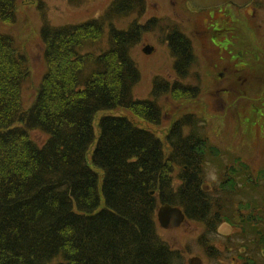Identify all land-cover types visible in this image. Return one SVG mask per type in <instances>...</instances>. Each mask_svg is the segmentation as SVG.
Returning a JSON list of instances; mask_svg holds the SVG:
<instances>
[{
  "label": "trees",
  "instance_id": "16d2710c",
  "mask_svg": "<svg viewBox=\"0 0 264 264\" xmlns=\"http://www.w3.org/2000/svg\"><path fill=\"white\" fill-rule=\"evenodd\" d=\"M16 1L0 0L1 22H15ZM145 11V0H112L102 15L85 22L43 21L45 73L27 108L21 93L27 58L10 35L0 33V264H172L174 253L157 234L155 212L159 204H177L173 171L179 163L185 172L191 167L179 188L182 199L197 197L201 171L191 162L196 155L201 160L204 135L183 134L184 127L193 130L192 114L174 120L164 142L126 117L97 118L124 109L159 126L158 98L199 95L181 83L194 56L174 25L166 41L178 79L155 76L152 99L134 98L140 75L131 50L143 33L169 29L161 18L139 23ZM131 15L126 30L113 26ZM105 26L108 47L97 53ZM32 130L46 136L42 145L29 137Z\"/></svg>",
  "mask_w": 264,
  "mask_h": 264
},
{
  "label": "rangeland",
  "instance_id": "374dc122",
  "mask_svg": "<svg viewBox=\"0 0 264 264\" xmlns=\"http://www.w3.org/2000/svg\"><path fill=\"white\" fill-rule=\"evenodd\" d=\"M112 0H17L15 8V22L5 23L0 21V33L10 35L18 51L27 58L29 75L22 86V104L27 108L35 98L42 76L45 73L43 60V45L40 38V27L43 21L51 26L77 24L89 19L98 18L109 6ZM146 11L139 19V23H146L150 18H163L169 29L159 27L151 32L141 35L140 41L133 47L130 57L139 72L140 80L134 87L133 96L138 100L150 98L151 82L155 76L168 79L170 82L177 80L172 66V57L167 45L166 35L171 34L170 28L175 25L186 37L190 38L193 30L192 15L186 0H145ZM39 5V8H38ZM256 16L252 20L247 40L252 50L264 56V0H255ZM135 19L134 15L115 19L112 23L118 30H126ZM262 25L257 29L256 26ZM108 26H105L101 40L97 43V53L108 47ZM152 47L150 54H145V47ZM251 52V51H250ZM246 51L247 53H250ZM248 55V54H247ZM203 64L202 59H197L187 71L184 85L198 86L200 93L194 100L175 99L171 96H161L157 104L161 106L162 118L159 126H153L134 116L127 110L116 109L97 115L110 114L123 116L140 129L152 132L162 142L171 123L183 115L192 114L194 123L191 129L184 127V135L190 131L202 133L205 138V161L203 168L199 167V160H192V166L202 170L199 185L204 188L208 183L219 181L221 173L226 170V165H247L254 173H259L262 180L264 174V93L248 90L246 92L217 93L210 92L207 85L218 84L216 74H210L209 67ZM220 71V70H218ZM213 76V79H212ZM205 86V87H204ZM152 99V98H150ZM94 133L97 127L94 123ZM29 137L37 144L42 145L47 139L38 131H29ZM164 150L168 149L163 145ZM200 150V149H199ZM211 154V156L209 155ZM241 161V162H238ZM199 164V165H198ZM235 166V167H236ZM253 166L255 168H253ZM184 165L179 163L173 173V187L177 186L178 173ZM190 166L186 167L189 173ZM237 170V168H235ZM259 171V172H258ZM256 173V174H257ZM183 175V174H182ZM217 186V185H215ZM214 186H212L213 188ZM211 189V188H209ZM195 197L190 196L189 204L195 206ZM190 207V208H191ZM192 214V213H191ZM201 224L187 219L178 229L163 230L157 227V234L161 241L166 243L173 251L172 264H187L192 257H199L201 264H232L236 253L205 252L210 249L208 241L211 236ZM221 244L220 239H215ZM216 250V249H214ZM208 253V252H207ZM255 264H264V258L257 254ZM236 264V263H233ZM242 264V263H238Z\"/></svg>",
  "mask_w": 264,
  "mask_h": 264
},
{
  "label": "flooded vegetation",
  "instance_id": "af4514ba",
  "mask_svg": "<svg viewBox=\"0 0 264 264\" xmlns=\"http://www.w3.org/2000/svg\"><path fill=\"white\" fill-rule=\"evenodd\" d=\"M190 12L193 23L190 45L195 62L199 58L203 64L209 61L206 65L212 72L210 74H216L213 76L218 80V84L211 81V85H207L209 91L243 93L254 90L264 93V56L253 51L247 40V34L253 33L250 28L256 16V6L240 8L227 3L204 10L190 9ZM256 28L260 29L262 25L258 24ZM246 51L251 52L247 55ZM196 86L190 85L191 88ZM199 154V164L203 168V164L207 163V152L203 148ZM235 166L226 165L219 181L208 183L205 188L199 185L202 191L195 197V209H192L189 201L182 199L179 189L186 172L183 170L181 176L178 173V183L174 187L175 202L184 212L185 219L176 229L186 222L188 215L197 214L190 220L201 224V229L211 236L206 255L221 253L222 250L228 254L235 252L232 264H255L257 254L264 258V174L260 180L259 171L256 174L243 163ZM213 238L220 239L221 244H217Z\"/></svg>",
  "mask_w": 264,
  "mask_h": 264
},
{
  "label": "water",
  "instance_id": "95a60500",
  "mask_svg": "<svg viewBox=\"0 0 264 264\" xmlns=\"http://www.w3.org/2000/svg\"><path fill=\"white\" fill-rule=\"evenodd\" d=\"M250 2L251 0H187L189 8L192 10L216 8L227 3L241 8ZM143 51L145 54H150L152 48L146 47ZM156 217L159 226L166 230L178 227L184 219L183 214L178 208L171 207L168 204H164L158 208ZM188 264H201V261L198 258H191L188 260Z\"/></svg>",
  "mask_w": 264,
  "mask_h": 264
}]
</instances>
